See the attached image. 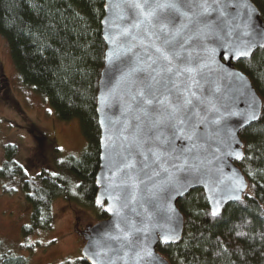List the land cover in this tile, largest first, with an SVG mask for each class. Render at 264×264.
<instances>
[{
  "label": "trees",
  "instance_id": "1",
  "mask_svg": "<svg viewBox=\"0 0 264 264\" xmlns=\"http://www.w3.org/2000/svg\"><path fill=\"white\" fill-rule=\"evenodd\" d=\"M251 2L264 24V0ZM103 5L104 0H0V36L20 80L47 100L57 119L77 118L86 141L78 156L54 162L56 175L43 166L31 172L36 165L33 157L45 160V136L39 129L29 128L42 145L31 148L25 157L28 164L20 162L16 142L2 145L1 191L10 195L21 190L30 206L29 223L21 228L24 237L51 229L52 204L58 197L72 205L74 229L81 235L107 217L94 201L100 156L96 93L106 48L100 24ZM234 65L247 75L262 100L259 119L240 131L243 157L237 166L247 188L240 201L227 203L217 217L210 215L201 188L179 199L182 236L176 243L156 246L169 264H264V47ZM70 180L77 181L76 194L70 190ZM32 246L23 247L32 250ZM82 257L57 264H89ZM0 264H27V260L0 252Z\"/></svg>",
  "mask_w": 264,
  "mask_h": 264
},
{
  "label": "water",
  "instance_id": "2",
  "mask_svg": "<svg viewBox=\"0 0 264 264\" xmlns=\"http://www.w3.org/2000/svg\"><path fill=\"white\" fill-rule=\"evenodd\" d=\"M120 2L104 0L100 22L106 48L96 93L100 156L94 201L107 217L86 228L81 253L83 257L92 252L101 253L96 257V264H145L125 241L111 238L119 234L118 224L123 228L125 222L130 221L144 229L143 233L135 235L141 237L140 247L152 253L147 264H169L156 251V246L158 243H176L182 236L184 220L177 206L179 199L192 189L201 188L210 215L217 217L227 203L240 201L246 191V178L237 166L243 157L240 131L259 119L262 100L247 75L234 63L249 58L255 50L264 47V24L251 0H229L228 13L219 18L213 13L209 18L210 29L188 33L191 38L185 48L195 62L206 65L203 68V91L219 109L215 117L219 123L203 129L207 143L202 152L204 163L199 171L189 175L169 169L170 174L161 170L159 176L151 175L149 171L151 179L149 175L140 174L144 182L137 181L136 202L124 207L123 192L115 187L122 175L117 172L123 143L120 130L125 122L134 124L135 121L134 113L129 112L124 103L128 84L122 80V74L128 71V66L127 56L122 55L124 38L119 36L117 28L124 21L116 19L118 9L109 8L110 4ZM110 52L114 53L111 63L108 59ZM241 52L247 55H240ZM253 115L255 118H251ZM109 208L113 211H108ZM165 237L171 238L165 242ZM87 261L92 264L91 260Z\"/></svg>",
  "mask_w": 264,
  "mask_h": 264
},
{
  "label": "snow or ice",
  "instance_id": "3",
  "mask_svg": "<svg viewBox=\"0 0 264 264\" xmlns=\"http://www.w3.org/2000/svg\"><path fill=\"white\" fill-rule=\"evenodd\" d=\"M229 7V0H121L109 5L110 9H118L116 19L124 21L117 25L119 36L124 38L122 55L127 56L128 66L122 74L128 84L124 103L134 113L135 121L125 122L120 130L123 143L117 172L122 175L115 187L123 192L124 207L136 202L137 181L144 182L140 174L149 175L151 171V175L159 176L161 170L170 174L172 169L191 175L204 163L207 134L203 129L219 123L215 118L219 109L204 95L206 65L195 62L185 44L191 38L189 32L210 29L212 14L223 17ZM113 55L108 54L110 63ZM117 228L119 234L111 238L125 241L147 264L152 253L140 247L141 237L135 235L144 229L130 221ZM99 255L92 252L82 259L96 264Z\"/></svg>",
  "mask_w": 264,
  "mask_h": 264
},
{
  "label": "rangeland",
  "instance_id": "4",
  "mask_svg": "<svg viewBox=\"0 0 264 264\" xmlns=\"http://www.w3.org/2000/svg\"><path fill=\"white\" fill-rule=\"evenodd\" d=\"M30 127L39 129L45 136V160L33 157L36 165L31 172H37L39 170L35 169L43 166L56 173L55 161L68 155L78 156L86 145L77 118L69 121L57 119L47 100L22 83L8 46L0 36V164L4 159L2 145L7 140L18 144L19 160L28 164L25 157L32 153L31 148L42 145L41 139L29 132ZM54 148L58 150L54 151ZM76 183L70 180V190L74 194ZM71 207L64 198H56L52 204L51 229L24 237L21 228L29 223L30 206L21 190L10 195L3 194L0 181V252L21 255L26 258L27 264H57L80 258L85 241L81 233L74 229L75 211ZM86 214L92 217L91 213ZM32 244V250L23 247Z\"/></svg>",
  "mask_w": 264,
  "mask_h": 264
}]
</instances>
